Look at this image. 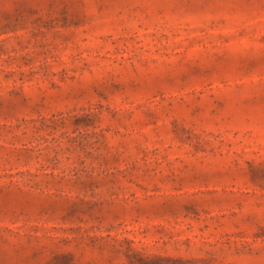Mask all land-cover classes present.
Wrapping results in <instances>:
<instances>
[{
  "label": "rangeland",
  "instance_id": "rangeland-1",
  "mask_svg": "<svg viewBox=\"0 0 264 264\" xmlns=\"http://www.w3.org/2000/svg\"><path fill=\"white\" fill-rule=\"evenodd\" d=\"M173 260L264 264V0H0V264Z\"/></svg>",
  "mask_w": 264,
  "mask_h": 264
},
{
  "label": "trees",
  "instance_id": "trees-1",
  "mask_svg": "<svg viewBox=\"0 0 264 264\" xmlns=\"http://www.w3.org/2000/svg\"><path fill=\"white\" fill-rule=\"evenodd\" d=\"M161 260L169 261L170 259L169 258H163ZM172 264H185V263H180V262H177L176 260H173Z\"/></svg>",
  "mask_w": 264,
  "mask_h": 264
}]
</instances>
